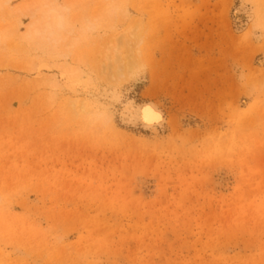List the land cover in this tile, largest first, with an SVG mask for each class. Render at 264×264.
<instances>
[{
    "label": "rangeland",
    "instance_id": "rangeland-1",
    "mask_svg": "<svg viewBox=\"0 0 264 264\" xmlns=\"http://www.w3.org/2000/svg\"><path fill=\"white\" fill-rule=\"evenodd\" d=\"M55 3L94 25L66 56L21 41L23 0L0 11V264H264V0ZM130 99L164 129L121 123Z\"/></svg>",
    "mask_w": 264,
    "mask_h": 264
},
{
    "label": "bare ground",
    "instance_id": "bare-ground-1",
    "mask_svg": "<svg viewBox=\"0 0 264 264\" xmlns=\"http://www.w3.org/2000/svg\"><path fill=\"white\" fill-rule=\"evenodd\" d=\"M14 0H5L0 4V11L6 7V15H11V10L8 5ZM24 6L22 10H27L29 17V23L26 24L25 30L22 32L20 39L22 42L31 43L39 48H46L47 50L59 49L60 56H66L70 50L79 43V38L76 37L75 29L70 27L68 22V4L57 5L56 0H23ZM105 1V0H104ZM103 6L102 12L106 11L108 16L114 12L113 7ZM16 10V9H15ZM18 10V8H17ZM18 10V13L21 12ZM14 12V11H13ZM16 12V11H15ZM22 13V12H21ZM247 10L244 6H240L234 13V19L240 26L242 25V17L245 16ZM25 14V15H27ZM95 20V19H93ZM256 26V25H254ZM264 26V24H263ZM19 28V23H12L9 27L11 32H15ZM94 30V25L89 20H84L82 26L76 32L77 35H81ZM134 32V31H133ZM137 32V31H136ZM11 35V34H10ZM131 38L134 35H130ZM7 36L3 35L0 28V45L7 40ZM123 42V41H122ZM126 43V42H125ZM111 49L105 52V61L109 62V79L117 81L119 83H125L129 80L135 81L142 72V67L138 63V60L133 56L132 51L129 50L126 56H123L121 52L115 48L112 53ZM135 50V48H134ZM139 55V52H136ZM259 67H264V54L262 58L258 60ZM107 69V68H106ZM105 75V73H103ZM260 85L264 87V75L261 76ZM90 101L81 100L79 102L78 113L75 111V115L87 119L90 122L96 120V118L103 117V119L112 125L111 116L105 115L100 109ZM74 109V107H71ZM124 125L134 130H141L145 132L156 133L159 130H163L166 124V117L161 109L152 102H136L134 99L128 100L122 113V120Z\"/></svg>",
    "mask_w": 264,
    "mask_h": 264
}]
</instances>
